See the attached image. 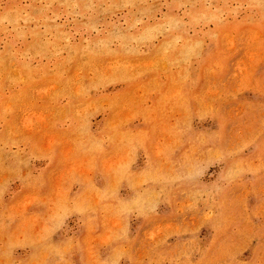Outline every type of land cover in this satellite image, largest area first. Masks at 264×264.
I'll list each match as a JSON object with an SVG mask.
<instances>
[{
	"label": "rangeland",
	"instance_id": "obj_1",
	"mask_svg": "<svg viewBox=\"0 0 264 264\" xmlns=\"http://www.w3.org/2000/svg\"><path fill=\"white\" fill-rule=\"evenodd\" d=\"M0 264H264V0H0Z\"/></svg>",
	"mask_w": 264,
	"mask_h": 264
},
{
	"label": "bare ground",
	"instance_id": "obj_2",
	"mask_svg": "<svg viewBox=\"0 0 264 264\" xmlns=\"http://www.w3.org/2000/svg\"><path fill=\"white\" fill-rule=\"evenodd\" d=\"M27 121V120H26ZM191 162V161H190Z\"/></svg>",
	"mask_w": 264,
	"mask_h": 264
}]
</instances>
